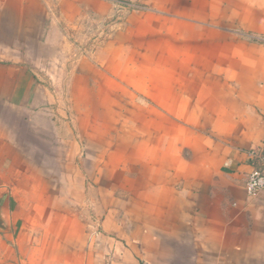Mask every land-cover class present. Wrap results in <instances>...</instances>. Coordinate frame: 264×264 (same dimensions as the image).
<instances>
[{"label": "crops", "instance_id": "obj_1", "mask_svg": "<svg viewBox=\"0 0 264 264\" xmlns=\"http://www.w3.org/2000/svg\"><path fill=\"white\" fill-rule=\"evenodd\" d=\"M57 6L0 0V264H264V194L244 191L264 146V0ZM86 16L158 58L126 66L132 92L163 93L120 161L80 107L92 74L63 28Z\"/></svg>", "mask_w": 264, "mask_h": 264}, {"label": "rangeland", "instance_id": "obj_2", "mask_svg": "<svg viewBox=\"0 0 264 264\" xmlns=\"http://www.w3.org/2000/svg\"><path fill=\"white\" fill-rule=\"evenodd\" d=\"M49 1L51 0H48V4ZM52 1H54L55 14H60V7L57 6V4L61 0ZM68 22V24L64 23L63 30L73 35L71 36V41L74 43V46L79 44L81 48L85 46L86 62L90 66V72L92 74L91 81L87 78V83L91 84L87 85L88 88H86L84 104L80 105V107L85 108V125L87 129L99 128L97 129L99 134L96 137L99 141H96L102 145V152L105 155L104 158H114L112 160L117 159L118 161L127 159L128 156L134 153L129 152L128 144L131 134H129L127 130L135 125L139 127L143 126V117L145 113L147 114L150 112L148 108L149 105L152 106L153 103L148 102V100L152 101V99L161 96L163 88L155 85L146 88L144 91L143 88L138 87L143 90L142 93L137 91L132 92L131 87L125 85L127 74L126 66H132L133 62H157V54L152 50L151 52L145 53L142 50H138L133 55L130 49L132 47L130 46L129 48V45H125L129 40L122 35V30L125 25L121 21L97 24L86 16L85 19L81 18L78 20V18H75ZM79 28L84 31L85 35L83 38L81 35L78 36L77 40V31ZM135 40L136 39H134V41ZM261 41L264 40L261 39ZM141 46L140 42L137 43V47ZM94 52L98 54L94 56ZM93 60L98 64V68L91 66ZM86 68L88 69V67ZM131 75L130 77H132ZM152 77L156 78L157 75L153 74ZM133 78L140 80L148 79L147 72H145V70L135 69ZM166 96L168 101L170 94ZM97 98L101 100V104H99ZM129 101H133V105L130 104V107H133V111L127 108V106H129L127 102ZM153 104L156 105V103ZM100 114L101 117H98ZM95 122L100 125H96ZM133 122L135 124H133ZM155 124L157 123L155 122ZM166 125L167 128L172 126L170 122H166ZM144 126L147 125L145 124ZM110 129L114 131L111 133L109 131ZM115 132L116 134L113 136L112 134ZM111 137L117 138V145L113 149L112 146L109 147V143L112 142ZM50 153V151H47L48 155H50ZM105 174H108V172ZM88 192L93 195L95 191L92 187H89ZM85 201L86 212L94 215V207L99 205L89 198Z\"/></svg>", "mask_w": 264, "mask_h": 264}, {"label": "built area", "instance_id": "obj_3", "mask_svg": "<svg viewBox=\"0 0 264 264\" xmlns=\"http://www.w3.org/2000/svg\"><path fill=\"white\" fill-rule=\"evenodd\" d=\"M255 165L247 175L244 191L249 197L264 194V146L261 150L252 153Z\"/></svg>", "mask_w": 264, "mask_h": 264}]
</instances>
